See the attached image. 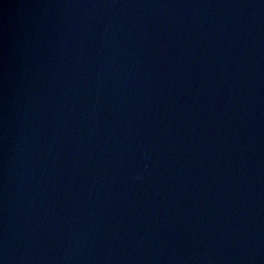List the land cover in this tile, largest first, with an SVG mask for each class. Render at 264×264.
Wrapping results in <instances>:
<instances>
[{
    "label": "water",
    "instance_id": "95a60500",
    "mask_svg": "<svg viewBox=\"0 0 264 264\" xmlns=\"http://www.w3.org/2000/svg\"><path fill=\"white\" fill-rule=\"evenodd\" d=\"M0 264H264V0H0Z\"/></svg>",
    "mask_w": 264,
    "mask_h": 264
}]
</instances>
